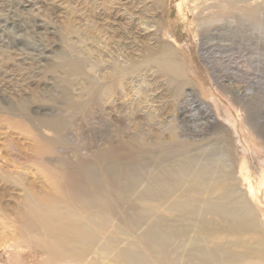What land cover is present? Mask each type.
Returning <instances> with one entry per match:
<instances>
[{
	"label": "rangeland",
	"instance_id": "obj_1",
	"mask_svg": "<svg viewBox=\"0 0 264 264\" xmlns=\"http://www.w3.org/2000/svg\"><path fill=\"white\" fill-rule=\"evenodd\" d=\"M147 1L148 22L165 27V41L169 37L176 41L175 49L180 55L175 56L181 57L179 60L185 63L186 70L196 82L194 86L185 87V93L194 89L193 92L201 98L196 97V103L206 104L212 116L209 123L203 119L193 122V118L190 124L187 123L189 130L193 127L195 130L178 135L182 137L181 141L176 135L178 143L184 141L180 150L185 151L172 154L174 157L170 155L169 161L183 160L181 158L189 151H196L201 160L203 148H210L227 136L230 154L218 153L215 157L222 158L229 171L234 169L237 181L233 178L232 183L245 199L246 207L251 209L249 218L255 217L260 221V228L264 229V0H166L163 8L159 7L157 0ZM135 2L137 0H0V165H6L10 170L13 165L28 169L22 177L0 169V264H9L6 257L10 254H19L22 264H41L45 258L40 251L41 242L25 243L19 239V248L9 246L13 244L14 225L7 218L12 216L15 208L21 207V197L13 191L11 197L5 188L21 192L28 189L43 197L55 194V183L49 172L77 177L79 173L84 174L83 163L98 167L96 154L108 130L113 148L119 152L124 148L119 145L122 134L127 140L124 143L131 140L128 148L140 147L142 156L144 154L141 157L148 160L137 164L135 169L143 177L151 176L163 164H168L169 161H158L145 153L148 148H154V142L159 146V140H165L164 146L170 143L169 131L164 130L161 135L159 128L176 114L174 103L170 101L173 99L166 91L169 86L164 84L165 78L153 73L156 68L152 67L146 78L147 83L150 82L148 87L142 86L152 97L147 108L150 107L151 116L155 118L146 115L138 102L143 99V90L132 88L126 81L127 84L124 82L122 88L118 86L115 90L119 93L112 95V104L108 101L107 106L99 107L96 103L106 99L107 95L94 93L83 113L82 109L70 108V102L80 107L78 102L86 103L89 99L81 93L85 87L95 85L93 80L97 71L94 67L89 70L90 77L84 74L82 77L69 76L72 85L70 100L64 97L59 86L58 77L65 76L64 68L58 66L62 53L79 48L88 57L87 64L95 61L98 47L109 41L113 43L115 39L110 40L109 36H116L117 29H124L127 24L126 16L121 10L117 12V8L123 4L121 9L128 7L136 11L140 7H133ZM153 8L156 11L151 13ZM137 13V16L141 14ZM87 67L89 69L90 65ZM199 87L206 89V95L200 96ZM127 115L133 118L132 126ZM178 125L184 131V126ZM137 130L148 133L136 135ZM242 156L249 161L247 173L253 181L252 191L245 181L246 172L241 168ZM177 168L176 163L165 170L175 171ZM193 181L199 183V178ZM88 183L93 187L90 180ZM199 189L181 190L178 195L160 192L162 200L148 199V195L141 194L132 209L126 203L121 204L122 195H114L119 202L108 199L109 203H101L99 207L82 213L92 229H100L99 244L102 247L107 246L109 231H113L115 247L112 244V252L103 254L97 264H128L123 260L117 262L115 258L118 250L126 246L146 256L151 264H169L175 259H179L177 264H184V256L191 249L221 250L224 257L240 251L231 247V251L226 252L225 242H235L237 237L221 232L222 222L203 223L200 213L197 218L187 220L191 207L180 212L167 208L175 198L193 195V204L202 206L208 190L203 188L202 195L193 194ZM136 196L132 195L130 200L134 201ZM143 199L150 202H142ZM137 216H143L145 220L144 225L136 230L131 223H136ZM155 219L163 220L161 224H167L169 231L173 232L164 249L139 236ZM222 247L226 250L222 251ZM197 256L201 257L199 253ZM250 257L264 264V256L259 258L252 254ZM214 261L211 259L210 262L214 264Z\"/></svg>",
	"mask_w": 264,
	"mask_h": 264
},
{
	"label": "bare ground",
	"instance_id": "obj_2",
	"mask_svg": "<svg viewBox=\"0 0 264 264\" xmlns=\"http://www.w3.org/2000/svg\"><path fill=\"white\" fill-rule=\"evenodd\" d=\"M165 1L166 0H157L156 2L159 7L163 8ZM147 2V0H137V2L133 4V7L140 8L136 11L130 7L131 10H129L127 6H125L127 8L121 9L123 4L117 8V12L121 10L126 16L127 24L125 28L123 27L124 29L118 27L119 29H117L116 36H109L110 40L115 39L113 43L109 41L110 43L106 42L98 47V56H94V58H96L95 61L87 64L86 61L89 59L84 55L85 52H82L79 48H71V50L68 49L62 53L61 62H59L58 66L64 68L65 76L58 77V80L62 94L66 99L70 100L72 85H70L69 76L80 75L82 77L84 74L90 77L89 70L94 67L97 71V76L94 74V70H92V73L95 75L93 81L96 83H94L95 85L93 87L84 86L85 88L81 93L86 95L89 99L86 103L78 102L81 105L80 107L70 102L68 104L70 108H78L80 111L82 109L81 112L83 113L88 107L85 105L91 99L93 100L94 93L96 95L98 93L107 95L106 99H102L100 102L96 103L99 107L108 104V101L112 104V95L119 93L115 92V90H117L118 86L122 88L126 81L132 88L137 87L139 91L140 89L143 90V99L141 98L138 102L143 106V112L151 116L152 113L149 111L150 107L147 108V106L152 97H150L151 95L146 89H143L142 86L147 85L148 87V83L150 82L147 83L146 78H148L147 76L152 67L156 68L155 71H152H154L153 73L159 74L163 79L165 78L164 84H168L169 88H163L169 93L170 99L172 97L173 100L170 101L174 103L173 106H175L176 114L168 121H164L163 125L159 128L161 135L164 130L169 131L171 135L169 139L170 143L168 142L169 144L164 146L162 143L165 140L163 139V141H161L158 139V143L161 144V146L156 145L154 142V148H148L145 153L158 161H169L171 159L170 155L172 156L174 153L180 151L183 153L185 151V149L180 150L182 147L181 144L184 141L178 143L176 135L178 137V135L185 131L188 132L187 134H190L195 130L193 129L194 127L189 130L187 123H189L192 118L193 122L203 119L205 123H209V119L212 116L206 104L196 103V97H200L195 91L193 92L194 89L190 91V93H185V87L194 86L196 82L191 78L189 71L186 70L185 63L179 60L181 57L177 58L179 53L175 49V45L177 44L176 41L171 37L165 41V27H161L158 23L150 24L148 22L146 15L147 8L145 7ZM168 2L169 1H167V3ZM143 7H145V10ZM155 11L156 9L153 8L151 13ZM137 12L141 14L137 16ZM160 21L162 22V20ZM137 51V57H134ZM175 54L177 55L175 56ZM87 65H90L89 69ZM204 89V87H199L201 97L207 93L206 89ZM152 116L154 117V115ZM128 117L130 118L129 125L132 126L134 122L133 118L131 115ZM178 124L181 125V128L184 126V131L180 129ZM177 128L180 129L179 134ZM148 130H151V128L149 127ZM107 132V134L103 135L102 147L98 149L96 154V162L100 164L98 167H91L87 163H83L81 166L83 168L82 170H84V174L79 173L77 177L73 175L67 177L57 172H49L52 181L55 183V194L43 197L28 189H23V192L4 189L11 197H13V192L21 197V203L19 204L21 207L15 208V212H13L12 216L7 218L14 225L13 236L11 238L13 244L9 245L10 247L17 249L20 247L22 241L25 243L41 242L40 251L45 254V258L41 264H97V260L103 254L112 252L113 231H109L107 246L102 247V245L99 244L100 229H92L90 223L85 222L87 218H85L82 213L91 208L99 207L101 203H107L108 199L110 201L114 199L119 202V200L114 198V195H122L120 196L123 197L121 204L126 203L128 204L127 207L132 209L141 194L148 195V199L154 197L157 198V200H162L160 192L172 195L177 192L180 193L181 190L185 191L186 189L187 191V189L192 190L196 187H200L199 192H193V194L202 195L203 192L201 191H204V189L208 190L206 192L207 194L205 193L207 197L203 199L202 206L194 205V195L191 197L189 194L190 197L179 196V199L175 198L167 208L175 210V212L179 210L177 212H180V210L191 207V212L190 209L188 210V212H190L188 219L185 218L187 220L197 218L200 213V221L203 223H208L210 221H214L215 223L222 222V229L220 231L237 237V241L235 239V242H232V240L225 242L227 244V250L225 247H222V251L226 250V252H228L231 247L232 250H237L238 248L240 251H237L238 253L236 251L230 252V254L232 253L231 255L228 253L226 254L227 256L224 257L223 254L221 255V253H223L221 250L216 252L213 249H191L186 252L184 256V264H212L210 262L211 259L212 261L213 259L216 260L214 264H259L253 260L250 255L255 254L259 258L264 256V229L260 228V221H257L255 217L249 218V215L251 216V209L247 208L248 206L246 207L245 199L242 198L243 196H241V194H238L239 191L235 183H232L233 178H236L234 176V169L231 168V170H233L229 171L230 168L227 169L228 166H225L224 160L215 157L218 153H225L224 155L230 154L227 150L229 147V138H227V136L225 138L222 137L220 140L218 139L220 142H215L210 148H203L202 151H204V153H202L203 157H201V160L196 151H189L190 153L181 158L183 160L178 161L179 158L173 159L169 161L166 166H163L165 164L162 165L161 163V169L157 171L153 170L155 172L154 174L151 172V176L143 177L138 170L135 169L137 164H142V161L145 160V158H142L144 154L142 156V151L139 149L140 147L136 145L137 147L131 146V148H128L130 147L129 142L131 140H129L128 143H124L127 140L122 134L121 136H123V138L120 137L121 141L119 145L124 148H121L122 152H119L117 149L113 148L114 142L111 133L109 130ZM151 132H149V134ZM146 133L148 132H145V134ZM139 134H142L141 130H137L136 135ZM155 137L162 139V137L159 136ZM178 139L181 141L182 137H178ZM131 144L130 142V145ZM243 157L244 156H242L240 161L241 168L246 172L245 181L252 191L253 181L248 177L247 173L249 161L245 157L243 159ZM147 160L148 159L145 160L146 163ZM176 163L178 165L177 170H165V167H172ZM12 167L13 170H10L6 168V165H0L1 170L10 175L15 174L17 177L25 176L28 172V169L25 170L23 167H17L16 165ZM194 167L196 168L194 169ZM237 172H239V169ZM190 175L191 177H189ZM184 178H190V180L185 181ZM195 178H199V183L193 181ZM89 180L93 187L88 183ZM235 180L237 181V179ZM141 186L142 188H140ZM132 195H137L134 201L130 200ZM148 199H143L142 202H150ZM215 216L219 221L214 219ZM185 217H187V215ZM144 220L143 216H137V219L134 220L136 223H131V226L137 230L144 225ZM160 221L163 220L155 219L147 224L146 228L139 236L141 239L148 240L164 249L165 244L168 242L167 239L172 237L173 232L169 231L167 224H161L162 222ZM19 239H21V242ZM131 244L133 245V243H130V245ZM255 246L261 247L262 249L258 251ZM113 247H115L114 244ZM198 253L201 257L197 256ZM19 258H21L19 254H10L6 257L9 264H22ZM115 258L117 262L125 261L128 264H151L146 256L131 251L127 246L119 249ZM187 260L188 263H186ZM178 262L179 259H175L174 261L170 260L169 264H177ZM158 264L162 263L160 262Z\"/></svg>",
	"mask_w": 264,
	"mask_h": 264
}]
</instances>
